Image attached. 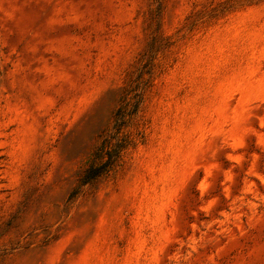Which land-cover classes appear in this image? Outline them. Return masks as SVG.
I'll return each instance as SVG.
<instances>
[{"label": "rangeland", "instance_id": "rangeland-1", "mask_svg": "<svg viewBox=\"0 0 264 264\" xmlns=\"http://www.w3.org/2000/svg\"><path fill=\"white\" fill-rule=\"evenodd\" d=\"M0 264H264V0H0Z\"/></svg>", "mask_w": 264, "mask_h": 264}, {"label": "trees", "instance_id": "trees-1", "mask_svg": "<svg viewBox=\"0 0 264 264\" xmlns=\"http://www.w3.org/2000/svg\"><path fill=\"white\" fill-rule=\"evenodd\" d=\"M122 104L114 111V133L105 137L91 153L86 166L79 173L77 184L69 197L75 196L80 188L94 182L100 176L108 174L119 162L121 153L130 141L128 132L122 129L128 124L137 110L139 99L122 96Z\"/></svg>", "mask_w": 264, "mask_h": 264}]
</instances>
